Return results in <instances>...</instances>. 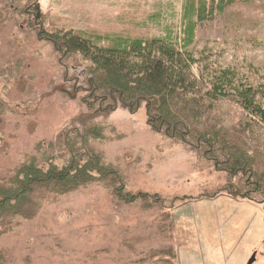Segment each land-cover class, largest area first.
<instances>
[{
    "label": "rangeland",
    "instance_id": "1",
    "mask_svg": "<svg viewBox=\"0 0 264 264\" xmlns=\"http://www.w3.org/2000/svg\"><path fill=\"white\" fill-rule=\"evenodd\" d=\"M181 3L0 0V179L31 157L64 163L65 135L75 141L68 130L88 119L100 137L87 148L119 174L124 193L148 195L124 202L114 195L118 184L105 180L58 195L35 189L24 216L0 220V264H248L252 254V264H264V200L221 191L225 173L153 130L145 104L89 111L83 79L90 62L46 39L56 31L176 34ZM194 34L193 46L212 63L264 77V0H238ZM220 114L229 128L244 117L232 104Z\"/></svg>",
    "mask_w": 264,
    "mask_h": 264
},
{
    "label": "trees",
    "instance_id": "2",
    "mask_svg": "<svg viewBox=\"0 0 264 264\" xmlns=\"http://www.w3.org/2000/svg\"><path fill=\"white\" fill-rule=\"evenodd\" d=\"M237 1L182 0L176 34L172 29L151 37L56 31L46 39L67 55L79 53L90 62L88 77L83 79L89 111L108 112L120 105L134 112L145 104L146 121L153 130L198 151L225 173L227 181L221 191L261 201L264 77L258 78L255 72L252 77L235 65L212 63L210 53L197 52L193 46L196 28ZM222 104L238 106L245 118L241 116L229 128L224 120L230 119L218 115ZM89 122L76 120L79 127L68 130L75 141L65 135L66 159L61 165L44 158L39 160L45 162L42 166L31 157L14 174L0 179V220L24 216L23 208L33 205L34 190L40 188L58 195L93 180H105L118 184L114 195L124 202L148 196L124 193L119 174L87 148L91 139L100 137L99 125Z\"/></svg>",
    "mask_w": 264,
    "mask_h": 264
},
{
    "label": "water",
    "instance_id": "3",
    "mask_svg": "<svg viewBox=\"0 0 264 264\" xmlns=\"http://www.w3.org/2000/svg\"><path fill=\"white\" fill-rule=\"evenodd\" d=\"M254 254H252V256L249 258V262H247L248 264H252L254 261Z\"/></svg>",
    "mask_w": 264,
    "mask_h": 264
}]
</instances>
